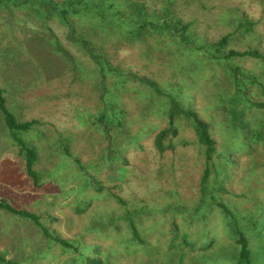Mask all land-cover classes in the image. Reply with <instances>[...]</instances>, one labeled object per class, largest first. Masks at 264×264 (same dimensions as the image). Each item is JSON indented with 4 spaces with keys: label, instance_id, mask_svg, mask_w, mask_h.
<instances>
[{
    "label": "trees",
    "instance_id": "16d2710c",
    "mask_svg": "<svg viewBox=\"0 0 264 264\" xmlns=\"http://www.w3.org/2000/svg\"><path fill=\"white\" fill-rule=\"evenodd\" d=\"M7 7H27L39 23L65 29L87 61L83 77L72 81L93 102L81 130L63 137L35 119L20 121L0 89L6 133L37 194V205L27 209L2 197L0 211L37 228L40 253L58 264H264L258 21L221 7L215 26L232 31L216 37L190 11L207 10L203 0H162L159 7L145 0H0V9ZM246 41L245 49L238 46ZM57 47L76 72L69 53ZM129 50L139 53L145 72L121 60ZM247 61L259 62L260 72L247 69ZM185 132L193 140L181 138ZM151 140L160 156L179 145L198 150L203 174L193 204L175 200L155 209L141 199L131 207L107 185ZM59 209L77 216L91 211L85 235L63 236L55 228ZM90 234L97 241L85 237ZM0 264L22 263L0 254Z\"/></svg>",
    "mask_w": 264,
    "mask_h": 264
},
{
    "label": "rangeland",
    "instance_id": "374dc122",
    "mask_svg": "<svg viewBox=\"0 0 264 264\" xmlns=\"http://www.w3.org/2000/svg\"><path fill=\"white\" fill-rule=\"evenodd\" d=\"M145 1L151 7H159L162 0ZM203 1L207 10L198 8L190 11L198 12L200 28L210 34L218 37L232 31L223 24L215 26L221 7L242 10L250 19L258 21L259 32L264 34V0ZM250 39L251 36L247 37V40ZM248 43H239L238 46L245 49ZM58 45L72 57L77 65L76 72L71 70V64L61 55ZM120 58L128 68L145 72L146 65L139 53L122 51ZM244 66L260 72V63L257 61H247ZM81 67H87L86 59L66 40L65 29L57 22L46 25L39 23L27 7L0 9V89L3 90L9 109L20 121L35 119L45 124L54 134L60 133L63 137L78 133L93 103L86 95H82L86 92L82 90L81 93L79 84L72 81L74 77H83L79 72ZM180 137L193 140L188 132L182 133ZM151 142L145 143L146 149L142 153L131 154L129 166L119 174L108 177L107 185L116 186L115 192L129 202L131 207L141 199L144 200L141 204L155 209H162L175 200L193 204L203 174L198 150L193 146L179 145L175 152L160 156ZM240 186L239 183L235 185L236 188ZM149 191L155 195L158 192L157 197H145ZM172 192L175 194L170 195ZM36 195L18 157V149L6 133L0 113V198L9 200L15 208L27 209L36 204ZM114 208L119 210L116 206ZM55 215L61 220V225L55 228L69 238L85 235L93 219L91 211L84 216H77L68 209H59ZM85 237L92 242L97 241L91 234ZM40 247L41 242L34 225H26L0 211L1 255L22 264H58L57 259L42 255ZM53 251L52 254L57 255Z\"/></svg>",
    "mask_w": 264,
    "mask_h": 264
}]
</instances>
